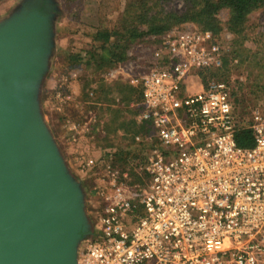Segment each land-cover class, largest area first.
<instances>
[{
  "label": "built area",
  "instance_id": "2783aa9c",
  "mask_svg": "<svg viewBox=\"0 0 264 264\" xmlns=\"http://www.w3.org/2000/svg\"><path fill=\"white\" fill-rule=\"evenodd\" d=\"M227 51L199 29L160 38L134 80L138 123L153 132L135 138L150 146L147 181L132 191L114 185L78 264H264V104L243 124L229 84L199 76L222 69ZM245 129L252 148L237 144Z\"/></svg>",
  "mask_w": 264,
  "mask_h": 264
},
{
  "label": "rangeland",
  "instance_id": "374dc122",
  "mask_svg": "<svg viewBox=\"0 0 264 264\" xmlns=\"http://www.w3.org/2000/svg\"><path fill=\"white\" fill-rule=\"evenodd\" d=\"M32 1L0 0V27ZM126 2L50 0V47L36 93L41 125L59 152L68 177L81 192L82 213L92 234L115 195L114 185L128 191L139 190L148 178L144 170L145 152L135 158L123 154L139 149L134 133L143 124L137 120L141 102L136 99L138 93L134 89L139 88L134 80L139 79L151 61L156 38L147 37L133 45L128 60L114 68L88 69L68 61L77 55L86 57L93 47L91 36L97 31L118 27ZM163 6L166 11L181 14L187 5L183 0H168ZM218 19L219 39L230 57L238 56L237 63L228 62L223 77L238 98V120L248 124L251 112L264 104V9L250 16L240 35L229 29L228 11H221ZM194 29H199L196 24L186 23L167 33ZM195 89L194 92L198 91L199 86ZM128 96L135 100L127 102ZM80 129L88 135L78 141ZM152 135L150 132L148 137ZM88 238L79 243L78 256Z\"/></svg>",
  "mask_w": 264,
  "mask_h": 264
},
{
  "label": "water",
  "instance_id": "95a60500",
  "mask_svg": "<svg viewBox=\"0 0 264 264\" xmlns=\"http://www.w3.org/2000/svg\"><path fill=\"white\" fill-rule=\"evenodd\" d=\"M52 17L34 0L0 27V264H78L92 235L36 106Z\"/></svg>",
  "mask_w": 264,
  "mask_h": 264
},
{
  "label": "trees",
  "instance_id": "16d2710c",
  "mask_svg": "<svg viewBox=\"0 0 264 264\" xmlns=\"http://www.w3.org/2000/svg\"><path fill=\"white\" fill-rule=\"evenodd\" d=\"M167 1L127 0L118 27L113 30L97 31L91 36L93 47L86 52V57L77 55L68 62H78L88 69L114 68L119 63L128 60V51L133 45L144 41L147 37L156 38L157 45L160 38L169 30L186 23H194L200 31H208L218 37L217 34L221 32L218 14L223 10L229 13V29L240 35L250 16L264 9V0H183L187 5L186 9L183 13L178 14L174 11H166L163 5ZM237 59L238 56L235 54L230 57L228 50L222 69L199 72L202 83L206 84L207 79L228 83L223 77L224 70L230 60ZM84 92L82 91V94L85 96ZM134 92L138 93L136 99L141 102V90L134 89ZM232 96L235 110H237L238 98L233 93ZM133 100L135 98L133 99L131 96L126 98L127 102ZM150 132L149 124H143L134 133V141L138 135L147 138ZM235 138L237 144L242 148H252L255 144L253 133L250 130L238 131ZM138 146L139 149L133 152L126 151L123 155L126 158H135L150 149L148 143H141Z\"/></svg>",
  "mask_w": 264,
  "mask_h": 264
},
{
  "label": "crops",
  "instance_id": "0c3cea01",
  "mask_svg": "<svg viewBox=\"0 0 264 264\" xmlns=\"http://www.w3.org/2000/svg\"><path fill=\"white\" fill-rule=\"evenodd\" d=\"M140 90V89H139ZM78 107L79 108H81L82 107V101L81 100H79L78 101ZM80 110V109H79ZM69 123H71L70 121H68ZM88 132H86V130L85 129H80L79 131H77V135H76V138L78 139V141H80V140H82V139H84L85 138V136H87L88 134H87ZM150 134V133H149ZM151 134H153V132H152V130H151ZM136 143V142H135ZM149 145V144H148ZM80 155L82 154H84V152H78ZM87 154V153H86ZM89 154V153H88ZM85 156V155H84ZM83 156V157H84ZM89 156H90V154H89ZM87 157V158H91V157Z\"/></svg>",
  "mask_w": 264,
  "mask_h": 264
}]
</instances>
